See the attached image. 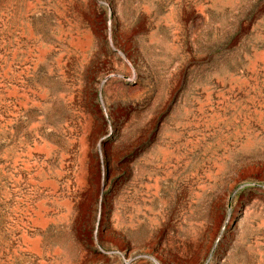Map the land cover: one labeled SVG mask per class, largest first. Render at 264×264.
I'll return each mask as SVG.
<instances>
[{"label":"rangeland","instance_id":"1","mask_svg":"<svg viewBox=\"0 0 264 264\" xmlns=\"http://www.w3.org/2000/svg\"><path fill=\"white\" fill-rule=\"evenodd\" d=\"M0 264H264V0H0Z\"/></svg>","mask_w":264,"mask_h":264}]
</instances>
